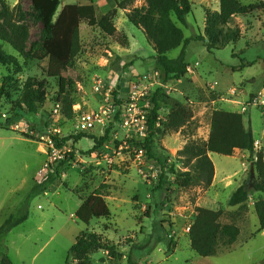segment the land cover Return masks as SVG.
<instances>
[{
	"label": "rangeland",
	"instance_id": "rangeland-1",
	"mask_svg": "<svg viewBox=\"0 0 264 264\" xmlns=\"http://www.w3.org/2000/svg\"><path fill=\"white\" fill-rule=\"evenodd\" d=\"M4 1L10 9L18 4V0ZM189 1L191 13L186 18L187 25H179L186 39L204 34L206 9H219V0ZM239 1L244 5L253 2ZM60 3L55 19L68 4L92 3L98 18L113 12L116 32L107 36L85 22L80 24L81 52L75 59L78 80L71 90L73 117H66L64 106L55 101L58 86L56 80L46 77L47 61L25 60L10 46L2 45L5 54L16 58L21 72L16 74L15 68L0 65V89L4 87V98L0 100L1 124L16 114L12 110L19 99V89L28 78L47 82L46 102L37 113L14 119L7 129L0 128V226L11 215H28L25 222L4 238L3 253L10 263L66 264L76 237L94 230L121 257L108 259L107 253L100 251L90 256L91 264H264V231H258L253 198L242 209L228 206L231 195L249 178L248 156L210 155L215 167L213 190L197 185L184 189L174 186L171 176L161 178L162 167L155 159L151 161L156 164L157 176L150 178L137 172L132 152L113 153L115 142L127 140L124 139L127 129L121 124L110 127L103 144L108 148L103 149L102 145L92 155H89L93 147L90 137L100 136L96 131L83 133L76 128L77 116L97 111L102 105L100 94L92 86L94 78L99 77L114 87L117 80L127 79L128 74L158 72L163 84L157 92L164 96L159 109L160 124L166 122L175 103L189 109L192 118L179 131L159 136L153 153L164 168L173 164L183 170L175 161L177 152L191 141H206L214 110L240 112L251 97L264 93V14L235 18L240 39L212 54L201 42L191 41L185 57L188 73L180 81L165 82L144 33L126 18L128 11L145 5L143 0H134L125 10H117L114 0H60ZM22 7L29 46L38 41L41 26L31 2L23 1ZM180 51L181 48L174 49L167 57L175 59ZM7 76L11 81L5 83L3 79ZM56 105L60 116L53 112ZM241 114L244 126L250 127L255 139L264 143V115L256 108ZM84 134L86 138L75 141L76 136ZM51 140H61L73 157L66 156L60 161L63 164L45 173ZM109 159L113 160L112 164L108 163ZM55 169L60 174L57 180L45 193L33 195V186L43 182ZM95 191L104 197L111 217L93 220L85 226L76 219L75 212L81 205L80 197ZM199 207L223 210L221 223L234 224L240 229L237 241L231 246L221 245L213 257L201 258L190 247L187 228ZM169 245H173L171 251ZM72 262L69 258L67 264Z\"/></svg>",
	"mask_w": 264,
	"mask_h": 264
},
{
	"label": "trees",
	"instance_id": "trees-1",
	"mask_svg": "<svg viewBox=\"0 0 264 264\" xmlns=\"http://www.w3.org/2000/svg\"><path fill=\"white\" fill-rule=\"evenodd\" d=\"M23 1L25 0H18V4L10 9L4 0H0V65L15 68L16 74L21 72L16 58L5 54L2 50L3 44L10 46L25 60L38 62L46 60V77L56 80L58 86L55 101L64 106L62 111L66 117H73L71 90L78 80L75 59L81 52L80 24L85 22L89 27H96L105 35L113 36L116 32L113 12L98 18L96 7L92 3L68 4L55 19L61 5L60 0H29L41 30L38 41L28 46L29 30L24 24L26 14L22 7ZM114 1L117 3V10H125L134 2V0ZM143 2L144 6L128 11L126 18L144 33L155 53L156 66L165 82L180 81L188 73L185 57L186 47L191 41L201 42L206 51L212 54L240 39L241 31L234 24L235 18L248 17L254 13L264 14V0H253L250 5H244L239 0H219L218 11L205 10L204 34L186 39L179 25L183 27L187 25L186 18L191 13L189 0H143ZM177 48H181L178 57L168 58V53ZM3 81L10 82L11 77L7 76ZM46 89V80L28 78L19 89L20 96L12 110L16 111V114H13L6 124L0 123V128L7 129L14 119L37 113L46 102ZM3 91L2 86L0 100L4 98ZM162 99L164 96L161 97L158 92L150 97L148 134L139 144L144 148L149 159H155V162L161 165V178L171 176L174 179L173 185L178 188L186 189L196 185L208 188L214 178V166L209 154L226 157L233 156L235 151L248 154V163L252 164L255 177L251 183L245 182L231 195L228 206L242 209L249 199L253 198L258 231H264V154L262 151H255L256 139L251 128L244 126L243 115L224 109L214 110L211 115L208 140L191 141L177 152L175 161L182 165L183 170L175 168L173 164L166 169L161 160L154 156L155 140L167 132L179 131L192 116L189 109L175 103L162 126L157 120ZM86 137L84 134L74 139L77 142ZM90 138L93 140V147L89 155H92L107 141L108 131L104 137ZM69 157L72 158V155ZM59 175L58 170L55 169L43 182L33 186L32 194L45 193ZM80 201L81 205L75 212V217L85 226H89L93 220H108L111 217L110 209L99 191L85 198L80 197ZM222 216L221 209L196 208L188 238L192 251L199 257H213L221 245L231 246L237 241L240 235L239 227L234 224H222L220 221ZM27 218V213L20 216L11 215L0 226V264H11L3 253L5 236ZM172 249L173 245H169L168 251ZM100 251L106 252L108 259L121 257L115 254L108 241L96 231L82 232L69 249L66 264L69 258L73 261L71 264H91L90 256Z\"/></svg>",
	"mask_w": 264,
	"mask_h": 264
},
{
	"label": "built area",
	"instance_id": "built-area-1",
	"mask_svg": "<svg viewBox=\"0 0 264 264\" xmlns=\"http://www.w3.org/2000/svg\"><path fill=\"white\" fill-rule=\"evenodd\" d=\"M159 73L153 72L135 76L128 74V78L117 80L115 86L103 82L99 77L92 80L93 89L101 96V103L97 111L83 113L76 118V128L79 132H94L104 137L110 127L115 124H121L127 132L124 141L115 142L114 154H121L122 151L132 152L135 160V168L143 177L156 178L157 169L151 159L146 155V151L139 144L147 137L148 134V118L151 109L150 97L157 92L163 81H159ZM162 83V84H161ZM111 85V86H110ZM235 90L231 91L234 95ZM249 108H256L264 115V93H259L251 97L242 105L239 113H246ZM55 115H59V105H56L53 111ZM60 116V115H59ZM157 120L161 121L160 117ZM158 123V124H159ZM157 124V126H158ZM56 131V130H55ZM106 143V142H105ZM255 149L264 150V145L256 141ZM103 149H107V145H103ZM50 155L48 163L44 166V172L53 171L60 161L69 157L71 150L67 149L61 140H51L49 145ZM109 164L113 163L112 159L108 160ZM41 174L38 173V176ZM187 228V231H189Z\"/></svg>",
	"mask_w": 264,
	"mask_h": 264
},
{
	"label": "crops",
	"instance_id": "crops-1",
	"mask_svg": "<svg viewBox=\"0 0 264 264\" xmlns=\"http://www.w3.org/2000/svg\"><path fill=\"white\" fill-rule=\"evenodd\" d=\"M219 2V1H218ZM228 111H232V112H238V110H229V109H227ZM211 115H212V113H211ZM210 125H211V119H210ZM209 133H210V129H209V132H208V136H207V138H206V141L208 140V138H209ZM256 141H258V140H256ZM258 142H260L262 145H264V143H262L261 141H258ZM255 151H262L263 152V154H264V150H262V147H261V149H255ZM235 153H242V152H239V151H235ZM234 153V154H235ZM210 155H212V154H209V157H210ZM242 155H243V157H244V155L245 156H248L247 158H249V155L248 154H244V153H242ZM211 159V158H210ZM213 166H214V164H213ZM246 167H245V173H246ZM246 175H247V173H246ZM245 183V181L243 182V184ZM242 186V185H241ZM240 186V187H241ZM215 187V167H214V178H213V181H212V184L208 187V189H206V190H213V188ZM199 204V200H198V202H197V205Z\"/></svg>",
	"mask_w": 264,
	"mask_h": 264
},
{
	"label": "water",
	"instance_id": "water-1",
	"mask_svg": "<svg viewBox=\"0 0 264 264\" xmlns=\"http://www.w3.org/2000/svg\"><path fill=\"white\" fill-rule=\"evenodd\" d=\"M255 174H254V169L252 164H250V168H249V178L247 180V184L251 183V181L254 179Z\"/></svg>",
	"mask_w": 264,
	"mask_h": 264
}]
</instances>
